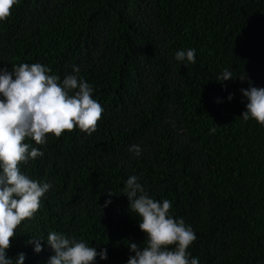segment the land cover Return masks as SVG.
Returning <instances> with one entry per match:
<instances>
[{
    "label": "trees",
    "instance_id": "1",
    "mask_svg": "<svg viewBox=\"0 0 264 264\" xmlns=\"http://www.w3.org/2000/svg\"><path fill=\"white\" fill-rule=\"evenodd\" d=\"M187 49L194 64L175 59ZM22 63L61 82L78 66L104 112L91 136L77 127L44 145L25 140L44 156L21 171L52 187L9 257L48 264L57 231L106 248L95 264H127L126 244L146 238L123 192L135 175L192 227L199 264H264V126L241 116L247 80H215L227 68L264 88V0H19L0 22V71ZM108 191L118 196L103 208ZM33 237L45 238L40 253Z\"/></svg>",
    "mask_w": 264,
    "mask_h": 264
},
{
    "label": "clouds",
    "instance_id": "2",
    "mask_svg": "<svg viewBox=\"0 0 264 264\" xmlns=\"http://www.w3.org/2000/svg\"><path fill=\"white\" fill-rule=\"evenodd\" d=\"M19 0H0V22L12 15ZM196 50H179L177 61L196 62ZM48 66L34 63L13 65L9 71H0V264H24L25 253L11 258L7 255L16 229L24 220L32 219L41 207V198L52 185L30 178L21 171L20 165L43 157L44 152L26 143L34 140L37 145L47 143L49 134L59 138L77 127L91 136L97 131L98 122L104 112L100 103L93 99V86L79 76L80 68L73 66V74L66 75L61 82L59 75L51 74ZM239 78L247 80L249 88L241 89L246 97V111L241 115L245 121L256 120L264 126V88L253 86L246 73L233 77L225 68L215 80L223 82ZM232 95L228 99L231 100ZM215 128L211 129L215 132ZM129 152L139 157L142 149L131 145ZM129 200V211L138 216L140 229L145 233L144 247L135 242L126 244L131 253L127 264H199L191 257L189 246L197 239L190 225L183 218L175 219L170 214L171 202L150 198L139 182V177L130 176L123 188ZM103 208L112 203L111 197ZM33 237L27 243L34 244V251L43 250L41 240ZM54 251L48 264H95L99 256L108 259L107 249L97 251L82 238H69L65 234L51 231L46 238Z\"/></svg>",
    "mask_w": 264,
    "mask_h": 264
}]
</instances>
